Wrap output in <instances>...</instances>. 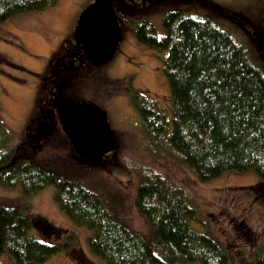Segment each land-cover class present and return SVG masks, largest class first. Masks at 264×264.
I'll return each mask as SVG.
<instances>
[{
	"label": "trees",
	"instance_id": "16d2710c",
	"mask_svg": "<svg viewBox=\"0 0 264 264\" xmlns=\"http://www.w3.org/2000/svg\"><path fill=\"white\" fill-rule=\"evenodd\" d=\"M56 2L0 0V24ZM161 22L159 36L146 22L137 24L133 32L138 43L165 52L162 73L169 90L170 117L165 118L156 102L141 92L129 95L148 151L157 160H171L185 168L202 185L229 172H253L264 182L261 59L249 45L235 42L208 18L177 10L166 14ZM54 116L61 132L56 113ZM10 139L0 122V189L9 197L13 196L9 191L17 190L23 200L0 201V254L11 264H42L65 251L67 241L60 239L59 230L46 224L55 231L56 244H50L32 233L26 215L29 199L47 186L54 189L58 210L73 226L90 234L88 252L102 264H228L222 243L210 232L192 227L199 206L185 185L165 171L151 166L134 171L131 214L116 197L114 200L102 194L93 175L78 176L65 169L56 172L45 162H35L28 149V157L25 155L29 159L18 155L22 148L12 146ZM26 141L31 146L28 137ZM72 153L74 159L96 167L78 158L73 149ZM261 251L258 246L249 254V264H264Z\"/></svg>",
	"mask_w": 264,
	"mask_h": 264
},
{
	"label": "rangeland",
	"instance_id": "374dc122",
	"mask_svg": "<svg viewBox=\"0 0 264 264\" xmlns=\"http://www.w3.org/2000/svg\"><path fill=\"white\" fill-rule=\"evenodd\" d=\"M92 1L57 0L51 7L14 15L0 24V122L10 135L11 145L23 146L22 155L28 149L35 162H45L56 172L65 169L78 176L93 175L102 194L117 198L131 214V196L136 186L134 171L141 166L165 171L185 185L188 195L199 206L201 213L198 211L192 227L210 232L222 243L228 264H249L248 256L258 246L264 253V182L253 172H229L202 185L173 161L153 157L129 95L132 91L141 92L156 102L165 118L170 117L169 90L162 73L165 52L139 47L132 31L140 22H146L160 35L162 18L170 12L185 10L210 19L235 42L249 45L254 52L259 47L264 58V0H111L121 30L112 59L93 67L75 55L56 67L51 79L55 57L63 53V44H69L75 21ZM59 95L58 98L84 102L105 111L117 147L102 166L90 167L72 157V148L58 129L56 119H42L31 125L39 106ZM38 128L42 130L39 134ZM25 136L30 139V148L29 144H22ZM4 192L0 189L1 203L23 201L17 190L9 191L11 197ZM53 194V187L47 186L27 204L26 215L34 235L56 244L55 231L47 227L49 224L59 230L61 240L67 241L65 251L42 264H102L88 252L90 234L73 226L58 210ZM132 217L136 220L135 215ZM0 263L11 261L0 254Z\"/></svg>",
	"mask_w": 264,
	"mask_h": 264
},
{
	"label": "water",
	"instance_id": "95a60500",
	"mask_svg": "<svg viewBox=\"0 0 264 264\" xmlns=\"http://www.w3.org/2000/svg\"><path fill=\"white\" fill-rule=\"evenodd\" d=\"M73 38L87 64L98 67L109 62L121 40L111 0H93L87 5L77 18ZM55 108L75 155L94 166L103 165V158L117 147L105 111L67 98L56 99Z\"/></svg>",
	"mask_w": 264,
	"mask_h": 264
},
{
	"label": "flooded vegetation",
	"instance_id": "af4514ba",
	"mask_svg": "<svg viewBox=\"0 0 264 264\" xmlns=\"http://www.w3.org/2000/svg\"><path fill=\"white\" fill-rule=\"evenodd\" d=\"M75 25H76V21H75L74 27H75ZM74 27H73V29H74ZM73 29H72L71 37L69 39V44H67V45L63 44V53L62 54H58L55 57V61H54V64H53V68L51 70V77H50L51 79L54 77V72L56 71V67H60L65 59L71 58V57H73L75 55L77 57L83 59V53L78 49V46L76 45V43L74 41V38H73ZM133 32H134V30L132 31V38H134V33ZM134 43H136L139 47L146 49V47L143 46L142 44L138 43L135 40V38H134ZM254 53H255L256 56H258L261 59V62L264 64V58H263V56H262V54H261V52L259 50V47L257 48L256 52H254ZM58 97H61V95L57 96L54 99L51 98L50 100L42 103L39 106L38 113H36V117L33 118V120L31 121V125L32 124H35V123H39V121H41L42 119H45L46 120L47 117H50V116H52V119H55V116H54L55 113H56V116H57V119H58V115H57L56 108H55V100ZM62 97H64V96L62 95ZM45 104H47V105L45 106ZM26 139H27V137H26ZM24 144H27V141L26 140H25ZM29 147H30V145H29ZM21 148L24 149L23 146ZM25 154L28 157V154L27 153H24V157H26ZM18 155H22V154H18ZM27 159H29V158H27Z\"/></svg>",
	"mask_w": 264,
	"mask_h": 264
},
{
	"label": "bare ground",
	"instance_id": "6f19581e",
	"mask_svg": "<svg viewBox=\"0 0 264 264\" xmlns=\"http://www.w3.org/2000/svg\"><path fill=\"white\" fill-rule=\"evenodd\" d=\"M84 161V160H83Z\"/></svg>",
	"mask_w": 264,
	"mask_h": 264
}]
</instances>
